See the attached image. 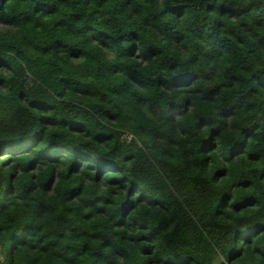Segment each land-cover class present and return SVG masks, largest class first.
Wrapping results in <instances>:
<instances>
[{"label":"trees","instance_id":"obj_1","mask_svg":"<svg viewBox=\"0 0 264 264\" xmlns=\"http://www.w3.org/2000/svg\"><path fill=\"white\" fill-rule=\"evenodd\" d=\"M0 264H264V0H0Z\"/></svg>","mask_w":264,"mask_h":264},{"label":"rangeland","instance_id":"obj_2","mask_svg":"<svg viewBox=\"0 0 264 264\" xmlns=\"http://www.w3.org/2000/svg\"><path fill=\"white\" fill-rule=\"evenodd\" d=\"M8 155V153H6ZM6 157V156H5Z\"/></svg>","mask_w":264,"mask_h":264}]
</instances>
